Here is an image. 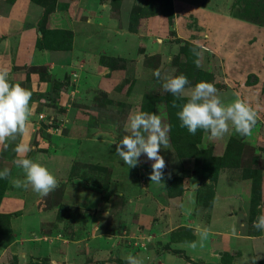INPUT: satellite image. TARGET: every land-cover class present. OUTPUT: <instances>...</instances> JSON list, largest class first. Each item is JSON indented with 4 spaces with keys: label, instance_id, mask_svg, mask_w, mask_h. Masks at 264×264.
Masks as SVG:
<instances>
[{
    "label": "rangeland",
    "instance_id": "obj_1",
    "mask_svg": "<svg viewBox=\"0 0 264 264\" xmlns=\"http://www.w3.org/2000/svg\"><path fill=\"white\" fill-rule=\"evenodd\" d=\"M11 1L4 0V3ZM30 1L38 4L42 11H46L45 7L49 11L48 18L43 20L41 17L38 26L45 48L65 49L61 45H66L68 36L52 33L55 28L49 24L51 15L71 5L73 9L82 0ZM175 2L176 7L173 0H109L116 23L120 25L122 12L129 35L137 32L136 36L142 34L141 39L150 40L145 47L148 52H144L142 61L133 57L137 53L141 56L144 51L141 44L131 46L133 52L127 57L98 53L99 73L106 69L111 72L106 79L103 76L94 78L90 89L86 90H90L89 93L81 94L80 100L70 94L58 101L57 98L63 97L57 95L62 84L51 77L49 88L52 93L47 94L50 97L47 102L44 91L30 81L32 74L39 80L50 79V72L44 73L39 68L30 70L28 67L24 80L11 82L30 90L32 107L35 111L42 110L34 120L35 124L28 125L35 133L32 143L27 146L30 152L45 153L44 159L53 162L51 159L56 152L52 150V141L56 138L51 136L52 133L79 135L81 141H94L78 151V155H67V165L57 176L59 187L46 197L26 198L28 190L21 197L15 196L13 190L16 188L12 182L23 181L24 175L11 159L13 153L16 154L15 145L1 149L0 166H7L11 176L5 181L0 200V264H35L37 261L42 264H90L93 252L99 248L102 250L96 254L103 259H98L96 264H126L125 258L129 254L143 258L144 264H168L167 256L160 258L163 254L171 255V260L188 261L191 258L170 237L185 240L206 227L217 195L221 210L230 211L237 215L236 218L240 216V222L246 223L243 232H257L253 221L259 216L258 206H263L264 202V0ZM73 3L76 4L73 6ZM39 42L36 44L42 48ZM151 44L155 52L148 48ZM193 48L200 53L199 57L193 55ZM197 58L199 67L194 63ZM156 70L161 72L159 79L154 75ZM180 74L186 75L191 82L185 98L196 83L207 81L215 84L225 104L239 98L255 109L258 120L251 135L242 137L230 129L222 138L213 139L198 130L201 137L188 141L185 137L188 131L180 127L176 116L183 102L176 100L174 107L175 97L162 87L164 79ZM76 82L75 79L73 84ZM136 112L155 113L170 128L171 149H162L160 153L167 163L160 184L151 183L149 175L153 162L146 156L140 157L137 167L128 168L115 153V144L127 134L124 127L129 115ZM70 113H75L76 119L84 120L86 126L71 124L66 129L64 125L66 122L68 125ZM240 145L241 150L237 148ZM228 147V152L232 150L233 153L231 157L240 159L233 160L231 166H222V156ZM218 184L225 191L217 190ZM227 185L230 186L224 189ZM232 185L240 186L237 197L241 198H238V205L227 209L226 206L233 205L236 199L233 193L225 194L234 189ZM15 201L19 205L13 207ZM100 201L107 203L108 208L102 211V226L97 228V236L79 247L84 250L80 261L43 252L42 244L48 241L50 245L62 230L71 234L79 217L84 222L94 209L100 211L105 205ZM144 202L148 204L146 223L137 219ZM91 208L93 210L89 211ZM41 211L47 212L44 216L47 219L35 225L36 213ZM216 214L222 217L223 213ZM27 219L32 224H23L19 228ZM223 220L219 217L215 225L220 226ZM144 226L146 229L143 230ZM21 251L26 253L23 263H19ZM216 251L215 256H218ZM231 253H237L231 264H249L240 251Z\"/></svg>",
    "mask_w": 264,
    "mask_h": 264
},
{
    "label": "crops",
    "instance_id": "obj_2",
    "mask_svg": "<svg viewBox=\"0 0 264 264\" xmlns=\"http://www.w3.org/2000/svg\"><path fill=\"white\" fill-rule=\"evenodd\" d=\"M75 4L76 3H73V6ZM109 5V0H82V3L76 4L73 9H71V5V7L69 6V8L65 10L52 13L49 21L50 27L69 31L72 34V39L69 49H50L39 48L36 44L37 41L41 39V31L38 26L43 14L42 8L38 4L33 3L30 0H12L10 3L5 4L4 0H0V69H7L9 71L10 82L13 83L15 81L20 82L24 80L26 72L28 73V67H43L44 73L50 72V79L39 80L35 74H32L30 76V81L36 84L37 87L40 88V91H44L47 102L50 98L47 97V94L49 96L52 93V90L49 88V86L51 87V77L54 81L62 84L60 90L57 91V95H62L63 97L61 96V99L57 98L58 101H63L65 97H69L70 94L74 97L76 96L77 100H80L81 94L84 95L85 93H89L90 90H86L90 89L91 82L94 78L103 76L106 79L108 72H111V70L106 69V71L101 74L99 73L98 67L100 64L98 53H114L117 57H127L133 52L131 46L135 45L139 47L141 44L144 46V51L141 52V56L137 53L133 57H137L142 61L144 52H148L146 46L150 44V40L148 41L145 37L141 39L142 34L136 36L135 34L137 32H134V35H129L128 31L125 29L124 14L120 12L121 22L119 25L116 23L117 21L112 15ZM173 5H175V7L177 5L175 0H173ZM147 17L150 18L152 16ZM154 30L156 32L157 27H155ZM146 35H148V33H146ZM5 41L8 43L5 44ZM137 47L135 48L136 51L139 49ZM148 48L151 49V52H155V50H153V44L149 45ZM30 73L35 72L31 71ZM73 77H76L75 79L77 80L75 84H73V81L75 80ZM32 109L33 116L31 117L30 124L34 125V120L42 110L39 109L38 111H35L34 107H32ZM68 116L70 117L68 125L67 122L64 125L66 129H69L71 124L78 127H80L79 125H85L84 120L75 118V113H70ZM29 126L28 131L23 137H18L16 141L10 142L8 145L13 144L16 147L17 144L23 143L27 147L32 143L35 133L34 129ZM51 133L52 132H50V134ZM51 136L56 138V141H52V150H55L56 152L51 159L53 162L46 161L44 158L47 157V154L41 153L38 150L34 153L33 151L24 153L22 154V158H34L35 162L47 167L56 177L59 176V170L67 165V157L69 155H78V151L82 148H87L88 145H91L92 141H94H91V139L81 141L79 135L66 136L65 133L58 135H53L52 133ZM80 145L83 147L79 148ZM5 146V144H0V152ZM5 148H7V146ZM12 157V160L18 158L17 154L14 153ZM8 160L9 157L6 161L8 162ZM5 167L7 166H0V170H3ZM228 186L230 185L225 186L224 189H227ZM232 187L234 189L225 192V194L233 193L236 199H234L235 202H232L233 205L226 206L227 209H231V207L238 205V198H241V196L237 197L240 186L237 187V185H232ZM218 189H221L219 184L217 185V190ZM25 190L26 189L24 188H16L13 191L16 192L15 196L18 198L26 193H23ZM27 190V194L29 195L27 196L26 194V198L31 196L37 197L38 194L33 192L31 188H28ZM185 194L189 193L186 192ZM218 199L219 197L217 195L216 203L210 211V223H207V226L203 228H207L210 232V237L204 242L203 247H200L199 243L195 249L188 246L190 242L198 241V231L200 229L196 231V234H193V240L190 238L189 240H181L170 237L171 240L176 242L177 246L179 245V248H182V250L185 251V254L191 258L189 259L190 261L178 260V258L171 260V255L167 254H163L160 258L162 257L165 259V256H167L169 260L168 264H170V260L171 264H231L234 260L232 257L237 256V253H231L233 250L236 252L240 251L244 257H247L249 264H251L252 257H264V232L258 230L251 234L243 232L245 231L244 227L246 223L244 225V223L240 222V216L236 218L237 215L230 214V211L226 213L224 210H221V205L218 203ZM224 200L225 199L223 198V201ZM100 203L105 204L103 206L104 209L101 208L100 211L93 210L92 208L88 209L89 211L93 210V212L89 213L90 216L84 220V222L89 220L88 222H82L83 220H80L79 217V220H75L74 222V229L71 234L70 232L62 230L60 232L61 235L57 237V240L52 241L50 245L48 244V241L42 244L43 252L48 251L53 255H58L59 258L67 257L71 259V257H74L75 261H80V257H82L84 250H80L79 247L82 244L84 246L92 241L91 239L97 236V228L102 226V211L108 208V204L103 201H100ZM144 203L145 205H142L139 208L137 219L146 223L145 218L148 212V204L146 202ZM14 205L17 206L19 203L15 201L13 207ZM258 207L260 208L259 215L264 213V202L263 206L259 205ZM220 211L223 214L222 217H219L221 220L224 219L225 221L223 220V222L219 223L220 226H218V224L215 225L219 218L216 213ZM105 213L106 212H104V214ZM46 214V211H41L38 213V217L36 213L37 220L34 224H40L42 221H45L47 219L44 217ZM29 219L31 220V218ZM237 222L239 223V228L237 227ZM27 223L32 224L27 219L18 227L20 228L21 225ZM81 223H84L85 227L84 225L81 226ZM28 227L29 225L25 230H27ZM142 229H146V226L142 227ZM118 234H115V236ZM100 250H102V248L93 252L90 264H96L98 259H103L99 257L100 254H96L100 253ZM215 250H217L216 252L218 256H215ZM25 256L26 253L21 251L19 263H23V260L26 259ZM256 264H264V258L257 260Z\"/></svg>",
    "mask_w": 264,
    "mask_h": 264
},
{
    "label": "clouds",
    "instance_id": "obj_3",
    "mask_svg": "<svg viewBox=\"0 0 264 264\" xmlns=\"http://www.w3.org/2000/svg\"><path fill=\"white\" fill-rule=\"evenodd\" d=\"M8 42L5 41V44ZM193 55L200 53L193 48ZM194 63L197 67L200 60ZM154 75L159 79L161 72L156 70ZM190 80L184 74L164 79L163 89L170 93L175 100H184L187 86ZM32 92L20 84H12L7 69H0V144L8 145L16 141L18 137L28 131V125L33 116ZM180 127L186 128L188 133L195 136L198 130L209 134L210 138H222L230 129L238 135L245 137L251 135L252 129L257 124L258 114L248 103L237 98L231 103L225 104L218 95V89L214 83L200 81L191 87L186 102L180 106L177 112ZM127 133L115 144V153L128 168H135L140 164V157L146 156L152 161V171L149 175L151 183H162L167 163L160 154L161 150H170L169 126L163 124L161 118L155 113L136 112L130 114L124 127ZM17 159L15 167L22 171L24 180H14L15 188H31L39 196L46 197L59 187L58 178L49 169L30 158H22V154L30 151L23 143L16 145L14 149ZM170 175V174H169ZM11 176V170L5 167L0 170V180H7ZM253 227L264 232V213L260 214ZM210 232L207 228L198 231V241L189 243V247L195 249L199 243L203 247ZM264 257H252L251 264ZM126 264H144L137 256L129 254Z\"/></svg>",
    "mask_w": 264,
    "mask_h": 264
},
{
    "label": "trees",
    "instance_id": "obj_4",
    "mask_svg": "<svg viewBox=\"0 0 264 264\" xmlns=\"http://www.w3.org/2000/svg\"><path fill=\"white\" fill-rule=\"evenodd\" d=\"M39 2V1H38ZM43 7H45V5L42 3L41 4ZM45 9H46V11H43L44 12V14H42L43 16V20H45V19H47L48 18V16H49V11H47V8L45 7ZM42 29H43V27H41ZM52 33H60L62 36H64V35H66V36H68V39H67V43H66V45L65 46H63V44L61 45L63 48H65V49H68V48H70V46H71V39H72V34L69 32V31H67V30H63V29H54V30H52ZM42 39V38H41ZM41 39L39 40L40 42L38 43V45L40 46V47H42V48H45V44L43 43V42H41ZM43 41V40H42ZM54 46V45H53ZM195 46V45H194ZM36 68H39L40 70H42L43 71V67H30V70L31 69H36ZM186 99L187 98H185L184 100H181V102H183V103H185L186 102ZM180 100H178V102H179ZM182 103V104H183ZM182 104L180 105V106H182ZM176 116H177V114H176ZM178 118V117H177ZM180 122V121H179ZM186 139H188V141L190 140V138H194L195 137V140H197L198 138H200L201 137V134L199 133V135L197 134V137H196V135L195 136H193V135H191V134H189V133H186ZM241 146L242 145H240V146H237V148L239 149V150H241ZM229 151V147H228V149H227V151L224 153V156H222V159L224 160V163H221V165L222 166H231V165H233V160H235V159H240V158H238V157H236V158H232L231 156L233 155V153H232V150L230 151V152H228ZM227 152H228V154H227ZM214 159H216V160H219L220 158H218V157H213ZM221 159V160H222ZM235 164V163H234ZM216 179H217V173H216V175H215V179H214V181H216ZM5 181L6 180H0V200H1V198H2V195H3V192H4V190H5ZM259 213V212H258ZM259 215V214H258ZM172 238H178L177 236H172ZM193 238H194V236L192 235V236H190V239L191 240H193ZM187 240H189V238H187ZM43 263V262H42ZM42 263H40V262H35V264H42Z\"/></svg>",
    "mask_w": 264,
    "mask_h": 264
},
{
    "label": "built area",
    "instance_id": "obj_5",
    "mask_svg": "<svg viewBox=\"0 0 264 264\" xmlns=\"http://www.w3.org/2000/svg\"><path fill=\"white\" fill-rule=\"evenodd\" d=\"M40 118H42V115H40Z\"/></svg>",
    "mask_w": 264,
    "mask_h": 264
}]
</instances>
